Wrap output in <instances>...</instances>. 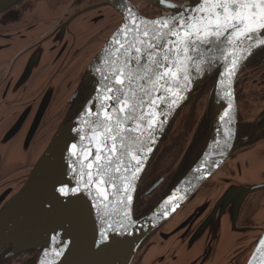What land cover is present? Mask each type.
Returning <instances> with one entry per match:
<instances>
[{
  "label": "water",
  "instance_id": "obj_1",
  "mask_svg": "<svg viewBox=\"0 0 264 264\" xmlns=\"http://www.w3.org/2000/svg\"><path fill=\"white\" fill-rule=\"evenodd\" d=\"M101 1L100 5L92 8L88 20L85 17L83 24H81L82 18L80 17L51 30L57 19L63 15L62 12L67 5L66 0H0V72L15 52L25 48L17 57L18 66L12 75L9 89L17 88L26 82L28 76L33 74L42 63L51 65L54 62L53 51L56 52L71 45L72 39L69 35L76 33L79 25H83L84 28L93 27L89 38L83 39V43L90 42L100 34L108 32V37L101 44L100 51L86 66V74L90 78L86 96L76 103L70 120H57L48 134L39 142L30 173L23 180L19 190L0 211V252L6 246H11L13 252L34 249L42 254V250L45 248L55 249L62 238L65 258L61 260L60 264H132L140 245L167 222L185 202L189 199L196 200L197 195L202 192L201 186L221 167L233 146L237 123L236 77L245 61L264 46L261 43L264 37L256 38L255 42L251 44L250 50L243 54V59L240 60L239 67L236 69V75L230 80L226 76L223 85H220L219 81L220 74L225 72V68L213 65L203 75L193 74V82L182 93L184 98L171 110L166 107L163 109L167 113L166 118L161 117L164 123L154 132L153 142L149 145L152 151L144 153L141 171L138 173V179L130 193L133 200L129 207L134 225L130 228L129 233L112 234L107 246L98 248L99 218L96 217L94 211H90L94 201L89 198L87 192L78 197H71L75 203L71 204L68 209L60 205H56L53 209L51 204L44 203L51 199V189L54 183L60 180L68 181L72 177L67 161L64 159L68 156L65 149L71 143H79L74 129L84 127L80 121L85 115L84 109L91 107L90 98H95L94 90L96 81L99 79L97 69L106 68L104 60L110 58L111 50L115 47L112 43L113 37L124 25L129 14L126 9L118 7V5H127L128 9L144 20H156L173 15L174 10L167 6L169 4L178 5L185 11L189 8L194 10L197 7V0H165V4H159L156 0H152L153 5L166 10L167 13L147 18L141 13L147 6L146 0ZM22 2L24 4L18 6ZM105 15L111 18L109 22H101V24L99 21L96 22L97 18L100 20V17ZM32 21L34 23L30 24ZM69 25L73 26L75 32L67 30ZM116 25V28L110 30ZM82 33L83 31L79 34ZM39 36L42 37L38 39ZM31 43L32 45L28 46ZM222 63L223 61H221ZM216 71H218V75L215 86L213 130L201 157L153 210L141 218H134L133 205L137 185L170 120L189 95ZM226 90L231 92L230 97L224 95ZM86 101H89L87 105ZM157 103H159L158 100ZM229 103L232 104L231 109L228 108ZM22 105L25 111L20 113L19 123L25 120L31 103L27 102ZM38 108L39 110L34 111L31 122L25 124L24 135L20 138V141L25 138L22 145L23 153L26 152L41 126L46 103L43 101L38 105ZM225 111H229V116L222 121L220 117ZM18 112L6 115L2 127H7L8 125H5L10 124L11 118ZM2 133L4 135L0 140V147L6 134L5 129ZM22 146L16 147V153L22 152ZM260 150L261 147H257L250 154L242 156L243 159L237 163L239 180L229 181L228 188L222 191L209 218L193 234L172 264H211L229 250L241 235H248L247 230L237 227V219L244 200L255 195L261 188L262 183L255 182L258 170L253 162L258 158ZM198 168L199 171H197ZM246 171H249L245 178L246 182L240 181ZM68 186L75 185L73 183ZM177 189L181 191H177ZM173 193L176 194L175 201H170L166 207H161ZM215 195V192H211L209 196L214 198ZM59 198L64 204L69 203V198L62 196ZM48 209L52 210L48 211ZM256 234L259 235V238L249 251L244 264H264V246L260 244V241L264 240V227L261 232ZM53 236L56 237L55 240L50 239ZM94 239L97 243H93ZM258 249L260 250L258 251ZM27 264H37V258L30 260Z\"/></svg>",
  "mask_w": 264,
  "mask_h": 264
},
{
  "label": "flooded vegetation",
  "instance_id": "obj_2",
  "mask_svg": "<svg viewBox=\"0 0 264 264\" xmlns=\"http://www.w3.org/2000/svg\"><path fill=\"white\" fill-rule=\"evenodd\" d=\"M66 3L63 15L57 19L51 30L80 17L83 24L85 17L88 20L92 8L100 5L102 1L66 0ZM22 4L24 2L18 6ZM146 4V8L141 11L143 16L152 18L162 14V8L153 5L149 0H146ZM110 20L111 18L105 15L100 17V20L97 18L96 22L101 24ZM33 23L34 21L30 24ZM77 28L78 33L69 35L72 39L71 45L53 51L54 62L51 65L42 63L19 87L9 89L12 75L18 66L17 57L25 48L15 52L0 72V140L4 129L6 132L0 147V211L30 173L39 142L57 120L71 119L76 103L83 99L89 90L90 78L86 74V66L100 51L108 32L83 43V39L89 38L93 27L84 28L79 25ZM67 30L75 32L72 25H69ZM81 31L83 33L79 34ZM30 45L32 43L28 46ZM217 75L218 71L207 77L170 120L137 185L133 205L134 218H141L153 210L201 157L213 130ZM235 99L236 134L227 159L201 186L202 192L197 195L195 201L189 199L185 202L140 245L132 264H172L193 234L209 218L222 191L228 188L229 181L239 180L237 163L243 159L242 156L261 147L258 158L253 162L258 170L255 182L262 185L255 195L244 200L237 219V227L247 230L248 235H241L229 250L211 264L245 263L249 251L259 238L256 233L261 232L264 227V46L254 52L241 67L235 81ZM43 101L46 103V109L41 126L23 153L25 138L21 141L20 138L24 135L25 124L31 122L34 111L39 110L38 105ZM27 102L31 103V107L28 108L25 120L19 123L18 117L25 111L22 104ZM16 112L18 113L11 118L10 124L2 127L6 115ZM19 145L22 146V152L16 153V147ZM248 174L249 171H246L240 181L246 182ZM211 192H215L214 198L209 196ZM37 254L34 249L13 252L11 246H6L0 252V264H27L36 259Z\"/></svg>",
  "mask_w": 264,
  "mask_h": 264
},
{
  "label": "snow or ice",
  "instance_id": "obj_3",
  "mask_svg": "<svg viewBox=\"0 0 264 264\" xmlns=\"http://www.w3.org/2000/svg\"><path fill=\"white\" fill-rule=\"evenodd\" d=\"M167 6L173 15L144 20L127 5H118L129 14L113 37L115 47L104 60L106 68L97 69L95 98H90L91 107L84 109L80 121L84 127L74 129L79 143L65 149L72 177L54 183L51 199L44 202L53 209L56 205L68 209L75 203L71 197L87 192L94 201L90 211L99 218L98 248L106 247L112 234L129 233L134 225L130 193L144 153L152 151L154 132L164 123L161 117L166 118L163 109L171 110L184 98L193 74L203 75L213 65L225 68L219 81L223 85L226 76L230 80L236 75L256 38L264 37V0H197V7L186 11L175 4ZM224 95L230 97L231 92ZM228 116L225 111L220 119ZM61 196L69 203L64 204ZM175 199L173 193L161 207ZM260 244L264 246V240ZM63 258L61 238L55 249L37 254V264H60Z\"/></svg>",
  "mask_w": 264,
  "mask_h": 264
},
{
  "label": "built area",
  "instance_id": "obj_4",
  "mask_svg": "<svg viewBox=\"0 0 264 264\" xmlns=\"http://www.w3.org/2000/svg\"><path fill=\"white\" fill-rule=\"evenodd\" d=\"M149 1L152 2V0H149ZM162 13H163V14H164V13H167V11H166V10H163Z\"/></svg>",
  "mask_w": 264,
  "mask_h": 264
}]
</instances>
